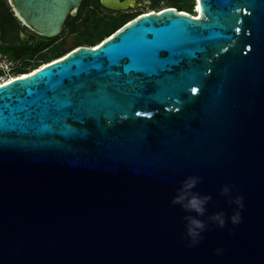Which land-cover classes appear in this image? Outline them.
Returning <instances> with one entry per match:
<instances>
[{"label": "water", "instance_id": "1", "mask_svg": "<svg viewBox=\"0 0 264 264\" xmlns=\"http://www.w3.org/2000/svg\"><path fill=\"white\" fill-rule=\"evenodd\" d=\"M197 1L0 85V264H264V0Z\"/></svg>", "mask_w": 264, "mask_h": 264}, {"label": "flooded vegetation", "instance_id": "2", "mask_svg": "<svg viewBox=\"0 0 264 264\" xmlns=\"http://www.w3.org/2000/svg\"><path fill=\"white\" fill-rule=\"evenodd\" d=\"M100 1L93 0L94 6L91 7L87 4V0H81L76 15L68 14L60 34L53 38H47L31 31L19 20L14 12L12 0H0V85L58 62L77 49L74 44L59 56L46 61L39 59L43 53L56 49L54 47L59 43L66 25L70 21L79 20L82 9L85 7L91 15L89 18L90 28H92L91 24L94 20H103L110 24L111 33H107V37L143 16L157 14L173 7L171 0H164L166 5L162 7L159 5L163 0H119L123 4L126 2H132V4L123 10L114 11L104 8ZM69 40H66L67 45H69ZM34 62H39V64L34 65Z\"/></svg>", "mask_w": 264, "mask_h": 264}, {"label": "rangeland", "instance_id": "3", "mask_svg": "<svg viewBox=\"0 0 264 264\" xmlns=\"http://www.w3.org/2000/svg\"><path fill=\"white\" fill-rule=\"evenodd\" d=\"M87 4L91 7L94 6L93 0H87ZM165 5H166V2L163 0L159 6L162 7ZM176 9L180 11L179 13L186 12L187 14L191 16H194L196 14L194 11V0H180L179 6ZM90 16L91 15L88 13L86 7L82 9L79 20H75L73 22L70 21L66 25L64 29V33L60 37L59 43L54 47L56 49L51 50L50 52H47V53H43V55H41L39 59L43 61L52 59L56 56L61 55L66 50H68L71 45L74 46V44H76L77 42L83 43L84 40L88 39L87 34L94 33L93 28L89 27ZM108 33H111V30ZM106 35L108 34L106 33L105 35L104 34L101 35L103 40L106 39L105 38ZM69 39H72L73 41L71 42V44L67 45L66 40H69ZM36 64H39V62L38 63L34 62V65Z\"/></svg>", "mask_w": 264, "mask_h": 264}, {"label": "trees", "instance_id": "4", "mask_svg": "<svg viewBox=\"0 0 264 264\" xmlns=\"http://www.w3.org/2000/svg\"><path fill=\"white\" fill-rule=\"evenodd\" d=\"M179 2L180 0H171V4L173 7L171 8H175L179 6ZM195 16V15H194ZM92 28L94 33H88V39L84 40L83 43L77 42L76 43V47H95L98 44H100L102 42V34H106L111 30V26L108 23H105L103 20H94V22H92ZM108 35H106L105 37H107Z\"/></svg>", "mask_w": 264, "mask_h": 264}, {"label": "bare ground", "instance_id": "5", "mask_svg": "<svg viewBox=\"0 0 264 264\" xmlns=\"http://www.w3.org/2000/svg\"><path fill=\"white\" fill-rule=\"evenodd\" d=\"M194 11H196L195 17L198 15V18H200L201 17V11H200V7H199V2L197 0H194ZM177 12H180V11L177 10ZM181 14L189 15L186 12H182ZM189 16H191V15H189ZM69 44H71V40H69ZM23 78H25V77H23ZM11 80H14V79H11ZM11 80H9V81H11Z\"/></svg>", "mask_w": 264, "mask_h": 264}, {"label": "built area", "instance_id": "6", "mask_svg": "<svg viewBox=\"0 0 264 264\" xmlns=\"http://www.w3.org/2000/svg\"><path fill=\"white\" fill-rule=\"evenodd\" d=\"M192 17H194V18H198V16H192ZM37 70H34V71H32V72H29L28 74H26V75H23V76H21L22 78L23 77H26V76H28V75H31V74H33L34 72H36Z\"/></svg>", "mask_w": 264, "mask_h": 264}]
</instances>
